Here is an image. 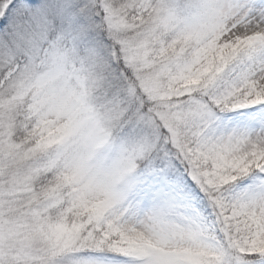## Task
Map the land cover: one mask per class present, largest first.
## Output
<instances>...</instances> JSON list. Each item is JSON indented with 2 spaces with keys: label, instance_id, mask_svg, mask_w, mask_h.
Instances as JSON below:
<instances>
[{
  "label": "snow or ice",
  "instance_id": "6c2138e0",
  "mask_svg": "<svg viewBox=\"0 0 264 264\" xmlns=\"http://www.w3.org/2000/svg\"><path fill=\"white\" fill-rule=\"evenodd\" d=\"M0 264H264V0H0Z\"/></svg>",
  "mask_w": 264,
  "mask_h": 264
}]
</instances>
